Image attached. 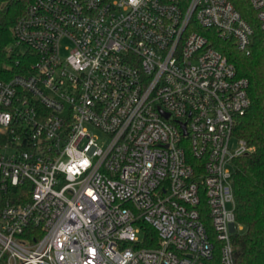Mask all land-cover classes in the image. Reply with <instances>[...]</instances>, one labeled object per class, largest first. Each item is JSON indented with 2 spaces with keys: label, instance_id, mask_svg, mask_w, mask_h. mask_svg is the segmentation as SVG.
<instances>
[{
  "label": "built area",
  "instance_id": "built-area-1",
  "mask_svg": "<svg viewBox=\"0 0 264 264\" xmlns=\"http://www.w3.org/2000/svg\"><path fill=\"white\" fill-rule=\"evenodd\" d=\"M235 1L26 2L0 78V264H209L215 244L234 264L250 100L212 43L250 46Z\"/></svg>",
  "mask_w": 264,
  "mask_h": 264
},
{
  "label": "trees",
  "instance_id": "trees-1",
  "mask_svg": "<svg viewBox=\"0 0 264 264\" xmlns=\"http://www.w3.org/2000/svg\"><path fill=\"white\" fill-rule=\"evenodd\" d=\"M28 1L0 4V78L19 73L24 64L21 59L19 65H15L16 56L8 55L6 48L12 41L11 28L23 14ZM235 6L253 29L250 46L240 50L231 40L216 39L212 43L234 65L238 77L246 79L250 100L248 109L237 117L233 128V135L244 140L251 151L235 158L231 167L234 215L243 228L232 235L231 241L234 264H264V40L249 0H236ZM143 232L149 242L142 246L156 247L155 232L147 226ZM218 256L215 244L209 264H217Z\"/></svg>",
  "mask_w": 264,
  "mask_h": 264
},
{
  "label": "rangeland",
  "instance_id": "rangeland-1",
  "mask_svg": "<svg viewBox=\"0 0 264 264\" xmlns=\"http://www.w3.org/2000/svg\"><path fill=\"white\" fill-rule=\"evenodd\" d=\"M232 143L235 144V142L232 140ZM242 231H243V228H242Z\"/></svg>",
  "mask_w": 264,
  "mask_h": 264
}]
</instances>
